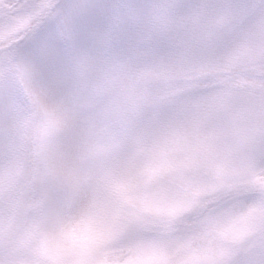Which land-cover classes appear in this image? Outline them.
I'll use <instances>...</instances> for the list:
<instances>
[{"label": "rangeland", "instance_id": "rangeland-1", "mask_svg": "<svg viewBox=\"0 0 264 264\" xmlns=\"http://www.w3.org/2000/svg\"><path fill=\"white\" fill-rule=\"evenodd\" d=\"M49 2L0 0V56L29 25L28 16L9 6L24 3L38 11ZM51 2L64 6L52 19L77 6L100 17L101 33L113 30L118 38L96 73L98 99L78 125L57 99L0 64V121L19 116L26 128L16 162L7 167L0 132V264L50 257L43 242L32 247L38 236L49 235L43 227H58L86 186L94 207L105 188L99 175L104 162L127 145L149 141L167 144L164 162L134 175L125 168L107 185L114 205L122 189L141 199V264H231L241 251L258 260L264 246V20L227 37L220 28L213 31L211 19L171 22L201 3L224 6L227 15L229 6L259 0ZM64 31L65 25L52 40L36 34L17 46L39 63L40 49L59 42ZM36 103L48 121L43 148L41 128L31 130ZM26 150L36 166L21 184ZM116 210L102 209V218L113 219ZM84 231H94V222Z\"/></svg>", "mask_w": 264, "mask_h": 264}, {"label": "snow or ice", "instance_id": "snow-or-ice-1", "mask_svg": "<svg viewBox=\"0 0 264 264\" xmlns=\"http://www.w3.org/2000/svg\"><path fill=\"white\" fill-rule=\"evenodd\" d=\"M18 13L29 17V25L19 35V39L8 44L0 56L7 74H19L39 89L40 94L57 99L65 110L66 116L74 125L80 124L98 99L97 70L117 41L113 30L101 33L97 25L101 23L99 16H92L86 10L77 6H68L64 15L65 31L62 39L40 49L39 63L25 58L20 41L35 36L40 29L53 18V13L59 4L49 3L41 6L38 11H31V6L19 3L10 5ZM256 18L264 20V0L258 4H236L229 6L225 14L224 6L201 3L187 16L173 20V26L179 23L196 24L202 20L211 19L214 22L213 31L220 28L225 37L242 31ZM6 83H11L7 80ZM7 105V100L4 101ZM33 113L41 122V147L47 142L48 121L41 105H34ZM21 130H26L19 116H11L0 121V132L5 137L4 156L12 165L16 162L17 142ZM132 203L127 190H121L120 208L113 214V219L119 222L121 211ZM231 264H264V246L261 248L258 260L249 258L248 253L241 251Z\"/></svg>", "mask_w": 264, "mask_h": 264}, {"label": "clouds", "instance_id": "clouds-1", "mask_svg": "<svg viewBox=\"0 0 264 264\" xmlns=\"http://www.w3.org/2000/svg\"><path fill=\"white\" fill-rule=\"evenodd\" d=\"M60 7H64L61 5ZM64 25V15H57L46 23L37 33V40L47 38L52 40L54 34ZM41 126L39 118L31 114V130ZM168 146L165 142H145L141 145H127L104 162L99 170L103 177L104 191L97 198L94 207L89 204V188L82 189L77 200L63 212L61 224L55 229L44 226L42 231L49 233L44 238L38 236L32 247L37 249L43 242L49 249L50 257L30 255L25 264H141L137 244L143 238L144 232L140 222L145 220L143 205L140 198H133L130 205L121 211L119 222L102 218V209L112 207L119 209L108 198L107 185L125 168L134 175L146 165L164 162ZM12 165L6 159L5 166ZM36 161L26 150L23 167L19 174L21 184L28 183ZM159 185H153L155 190ZM94 222V231L85 232L84 225ZM264 240V231L261 233Z\"/></svg>", "mask_w": 264, "mask_h": 264}]
</instances>
